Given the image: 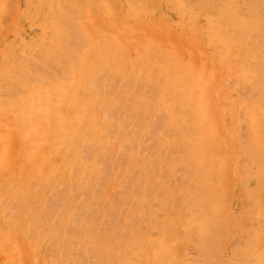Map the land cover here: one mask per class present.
Masks as SVG:
<instances>
[{
	"label": "rangeland",
	"instance_id": "obj_1",
	"mask_svg": "<svg viewBox=\"0 0 264 264\" xmlns=\"http://www.w3.org/2000/svg\"><path fill=\"white\" fill-rule=\"evenodd\" d=\"M0 264H264V0H0Z\"/></svg>",
	"mask_w": 264,
	"mask_h": 264
}]
</instances>
